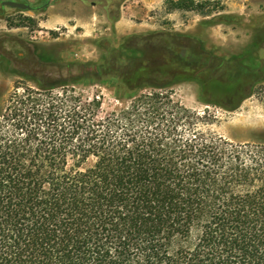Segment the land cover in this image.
I'll list each match as a JSON object with an SVG mask.
<instances>
[{
	"label": "trees",
	"instance_id": "16d2710c",
	"mask_svg": "<svg viewBox=\"0 0 264 264\" xmlns=\"http://www.w3.org/2000/svg\"><path fill=\"white\" fill-rule=\"evenodd\" d=\"M209 1L223 0L166 2L169 12L208 16ZM132 39L141 56L127 55L115 69L81 65L72 81L107 70L127 93L191 81L203 101L230 111L264 82L252 55L261 36L239 56L208 61L185 49L189 42L167 41L160 64L143 61V36ZM170 56L201 68L177 70ZM210 66L226 78L202 79ZM40 80L43 90L66 81ZM162 99L141 95L104 118L96 98L67 109L52 99L56 105L32 108L34 126H0V264H264V143L169 126Z\"/></svg>",
	"mask_w": 264,
	"mask_h": 264
},
{
	"label": "rangeland",
	"instance_id": "374dc122",
	"mask_svg": "<svg viewBox=\"0 0 264 264\" xmlns=\"http://www.w3.org/2000/svg\"><path fill=\"white\" fill-rule=\"evenodd\" d=\"M6 1L0 0V126H34L33 121L30 122L34 112L32 108H48L49 102H57L67 109L76 105L75 99L87 104L96 98L101 104L99 116L104 118L129 110L132 101L141 95L161 94L164 99L158 107L167 114L169 126H194L239 144L264 143V82L254 87L250 97L238 109L230 111L203 101L200 87L191 81L175 83L165 89L144 87L134 93H127L107 70L99 75L89 72L86 79L72 81L80 76L78 68L81 65H104L108 62L115 69L127 55L137 53L141 56L138 41L132 39L136 36H143L146 43V53L142 57L146 63L150 60L154 64L161 63L157 50L167 41L176 43L179 48L185 46L183 43H196L208 52H216L217 60L220 57L230 59L258 36L264 37V0L209 1L203 10L208 16L196 11L169 12L168 0L90 1L89 4L93 2L103 6L114 19L118 18L123 5L128 7L125 17L133 22L124 21L119 31L114 26L110 28L105 19L99 20L100 23L95 21L100 24L95 31L76 27L77 21H72L70 26L47 25L45 21L50 15L45 13V9L23 12L2 6L1 3ZM21 1L41 8L47 1L58 4L65 0ZM103 7L100 9L102 13ZM136 7L143 9L142 13L134 12ZM106 27L109 30L106 31ZM175 34L182 38L165 40L168 35ZM163 35L167 37L162 38ZM128 38L129 42H125ZM260 49L257 53L264 67V43ZM40 54L52 62L41 63L38 61ZM170 65L190 74L201 68L197 60L171 59V56ZM22 74L34 75L39 80L30 81ZM222 77L226 78L223 67L210 66L202 74L204 80ZM40 79L54 83L66 81L43 90L39 87ZM134 119L136 116H132Z\"/></svg>",
	"mask_w": 264,
	"mask_h": 264
},
{
	"label": "crops",
	"instance_id": "0c3cea01",
	"mask_svg": "<svg viewBox=\"0 0 264 264\" xmlns=\"http://www.w3.org/2000/svg\"><path fill=\"white\" fill-rule=\"evenodd\" d=\"M90 1L95 0H75V2H73L72 0H65L61 1L58 4L50 2L45 9V13L49 14L50 18L45 21V24L70 26L72 21H77L75 24L76 27L95 31L96 28L98 29L100 27V24L97 25V22L95 21L97 20L99 22V20L105 19L110 24V28L114 26V28L119 31L120 27H122V25L124 24V21L133 22L132 20L128 21L125 17V9L128 8L125 7V5L122 6L121 13L118 15V18L114 19L109 15L107 9H105L100 4H94L93 2L89 4ZM128 1L129 0H127L125 3H127ZM102 7L103 13L100 11ZM141 10L143 9H138L136 7V9H134V12L142 13ZM107 30H109V27H106V31Z\"/></svg>",
	"mask_w": 264,
	"mask_h": 264
},
{
	"label": "flooded vegetation",
	"instance_id": "af4514ba",
	"mask_svg": "<svg viewBox=\"0 0 264 264\" xmlns=\"http://www.w3.org/2000/svg\"><path fill=\"white\" fill-rule=\"evenodd\" d=\"M7 1H15V2H20V3H27V4H29L27 1H21V0H7ZM6 1V2H7ZM3 3V2H2ZM1 3V4H2ZM48 2L47 3H45L41 8H34L33 6H32V11H37V10H42V9H46L47 8V6H48ZM3 6V5H2ZM5 7H7V6H5ZM15 10V9H14ZM16 10H18V9H16ZM249 46H250V44H248L246 47H244L243 49H241V51L239 52V53H236V54H234L235 56H239V55H241L243 52H244V50L247 48V49H249ZM185 47V46H184ZM190 48H194L195 50H198V52L203 56V58H205V60H209L210 58H212V57H214V58H216V52L214 53V52H208V51H206V48L205 47H203V46H200V45H198V44H196V43H188V45L185 47V49H190ZM262 49V48H261ZM260 49V50H261ZM259 50V51H260ZM258 50H257V52H259ZM252 53V55L254 54V55H257V56H259V53ZM48 57V56H47ZM220 59H224V57H220ZM51 59H47L46 57H45V55H42V54H40L39 55V57H38V61H40L41 63H43V64H48L49 62H52V61H50ZM28 71V70H27ZM26 72V71H25Z\"/></svg>",
	"mask_w": 264,
	"mask_h": 264
},
{
	"label": "water",
	"instance_id": "95a60500",
	"mask_svg": "<svg viewBox=\"0 0 264 264\" xmlns=\"http://www.w3.org/2000/svg\"><path fill=\"white\" fill-rule=\"evenodd\" d=\"M3 6H7L11 9H18L21 10L23 12H27V11H32V6L30 4L27 3H20V2H15V1H7V2H3L2 3Z\"/></svg>",
	"mask_w": 264,
	"mask_h": 264
}]
</instances>
